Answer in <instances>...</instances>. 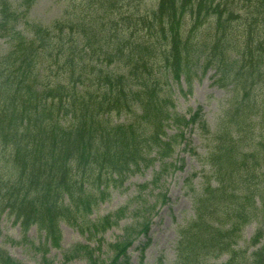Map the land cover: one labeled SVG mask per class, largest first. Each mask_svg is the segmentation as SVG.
Instances as JSON below:
<instances>
[{"label":"trees","instance_id":"obj_1","mask_svg":"<svg viewBox=\"0 0 264 264\" xmlns=\"http://www.w3.org/2000/svg\"><path fill=\"white\" fill-rule=\"evenodd\" d=\"M15 3L0 0V38L8 46L0 54V214L8 212L24 234L32 227L44 234L41 264H54L47 243L61 249V223L90 240L118 225L123 211L90 219L108 189L122 185L130 168L152 165V154L167 172L177 142L167 127L182 134L203 123L200 112L191 120L174 113L169 80L215 69L219 87L244 92V109H226L221 121L238 130L254 128L253 117L264 122V0H81L48 26L28 19L32 0ZM113 65L125 73L109 71ZM252 80L255 87H239ZM122 115L133 122H109ZM222 137L208 159L220 187L208 184L197 199L173 264H210L226 253V264H264V224L252 239L255 252L231 251L242 226L233 221L248 220L252 200L250 188L246 195L238 188L250 172L256 176L257 159L246 170L249 156ZM166 202L163 195L152 212ZM149 216L109 246L107 264H128L127 250L148 233ZM228 223L231 230L223 228ZM82 252L89 264H103L88 246L64 253L63 264ZM0 264L20 263L0 250Z\"/></svg>","mask_w":264,"mask_h":264},{"label":"rangeland","instance_id":"obj_2","mask_svg":"<svg viewBox=\"0 0 264 264\" xmlns=\"http://www.w3.org/2000/svg\"><path fill=\"white\" fill-rule=\"evenodd\" d=\"M10 1L15 3L16 0ZM80 1L32 0L28 19L48 26L52 21L64 18L69 6ZM19 3H15V6ZM133 7L138 8V5L135 4ZM21 9L24 10L23 7ZM239 13L240 11L237 14ZM238 23L240 28L242 24ZM239 28V33L242 34ZM7 49V44L0 38V54ZM118 68L120 67L113 65L109 71L117 72ZM121 73H125V70L119 69L117 74L121 75ZM217 80L216 70L209 69L205 74L199 71L192 73L189 79L182 77L179 82L168 81L167 91L170 94L174 113L191 120L194 114L200 112L203 123L200 124L198 121L195 125L184 127L182 134L174 126L167 127L168 137H175L177 141L174 145L175 154L167 161L169 165L167 172L163 171L161 162L152 154L148 156L149 160L155 157L152 165L145 162L138 169L130 168L122 185L108 189L106 199L96 207L90 219L96 221L119 211L123 212L118 225L113 226L103 236L90 240L79 230L61 223V249L51 247L47 243L46 258L50 262L63 264L64 253L70 252L77 246H88L95 251L94 258L99 257V261L103 264L110 263L114 254L110 252L109 246L122 240L126 227L131 228L142 223L144 216H148L149 213V231L134 238V242L127 250L128 264H173L176 260L180 231L195 219L197 199L202 196L208 184L213 189L220 187L216 180L215 169H212L208 159L209 154L214 152L218 145H222L221 141L226 142L228 139L222 137L224 133L236 142L242 154L249 156L250 166L246 170H252L251 165L254 161L251 158L257 159L256 176L250 172L249 176L242 179L243 186L238 188L243 195H246L247 188H250L252 200L247 209L248 220L243 223L236 218L233 221L237 224L242 223V226L237 236H233L234 244L231 251L240 253L248 251L247 255H251L258 249L259 245L252 246L251 243L254 235L264 224V122L260 123L258 117H253L252 121L256 124L254 128L238 130L221 121L233 107L235 110L244 109L239 100L244 92L243 95L238 94L239 92L236 94L233 85L228 90L223 89L218 86ZM253 82L254 80L239 87L241 89H249L250 85L255 87ZM253 94L251 91L248 101H254ZM226 109L227 113H224ZM131 121L133 122L132 118L127 115L113 116V119H109L112 125H130ZM159 173H164L163 178L156 186L150 185ZM244 173L245 170L237 176L238 179ZM145 186L149 187L144 188ZM163 195L166 196L167 202L157 204L155 211L152 212V207ZM223 196L224 193L218 197ZM213 219L218 221L215 217ZM213 226L219 227L215 222ZM223 228L231 230V224L228 223ZM44 248L43 233L32 227L24 234L8 212L0 214V250L8 253L20 264H41ZM229 259L230 256L226 253L219 258L211 259L209 263L226 264ZM69 264H89V262L82 252L80 258L73 259ZM118 264H127V262L120 259Z\"/></svg>","mask_w":264,"mask_h":264}]
</instances>
